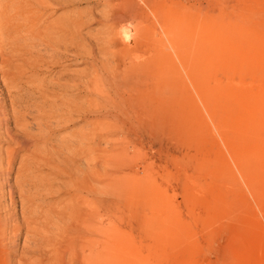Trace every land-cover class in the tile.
I'll return each mask as SVG.
<instances>
[{"label":"rangeland","instance_id":"1","mask_svg":"<svg viewBox=\"0 0 264 264\" xmlns=\"http://www.w3.org/2000/svg\"><path fill=\"white\" fill-rule=\"evenodd\" d=\"M72 1L43 10L37 0H0V264H75L69 212L80 222L92 215L93 264H264V0H152L159 16L172 14L183 33L208 42L195 77L185 50L174 54L137 1L139 28L150 27L142 45L163 40L174 78L161 80L154 122L118 125L98 142L104 153L125 150L121 169L143 189L94 190L91 211V190H72L64 173L83 144L76 134L89 127L83 114L60 118L74 98L69 111H85L86 94L59 88L89 73L103 7ZM68 19L82 22L83 53L54 32Z\"/></svg>","mask_w":264,"mask_h":264},{"label":"bare ground","instance_id":"2","mask_svg":"<svg viewBox=\"0 0 264 264\" xmlns=\"http://www.w3.org/2000/svg\"><path fill=\"white\" fill-rule=\"evenodd\" d=\"M37 1H39L38 6L43 10L57 5L60 6L66 2L69 4H74L75 2L74 0V2L72 1L73 3H70L71 0ZM84 1H90L96 6L103 7L101 14L93 17L94 23L100 26L102 32L98 39H95L96 53L91 51L87 58L89 73L86 75L82 74L81 83L76 82L73 86L60 85L59 90L64 93H76L77 95L80 93L86 94L81 100L85 105V111L82 112L79 109L69 111L73 106H78L75 103L76 98H74L63 105L65 115L60 116V118L63 119V122H67L68 113L83 114L85 116V124L89 127L87 133L76 134L83 144L79 147V154L74 151L70 152L71 157L67 161L68 163L72 162L71 167L73 169L68 172L64 171V173H66L72 183V190H91V193L87 196V209L91 211L94 207V190L143 189V181L141 179L121 169V160L125 150L121 147L111 146L110 151L104 153L105 151L99 150L98 142L111 140L116 135V132H121V130H118V125H138L150 121L154 122L158 112L156 104L159 98L161 80L165 78L163 76H166L167 80L174 78L173 55L168 54V51L167 53L165 52L168 49L164 50L165 48H162L163 40L161 45L156 40L150 46L142 45V42H146L144 37L146 38L147 33L150 32V27L143 24L145 28H139V20L142 19L145 11L137 1L146 5L148 13L153 16L157 25H162L169 42L168 45L171 44L169 46L170 48L172 47L174 54L178 50L180 52L182 50V53L179 52L181 55L184 52L183 50H185L187 53L186 55L184 52L187 56L186 61L192 65L190 69L193 75L196 72L204 74V68L208 64L206 57L209 44L201 37L195 39L188 29L183 33V30L179 28V25L173 19L172 14L168 13L166 16H159L160 13L155 8L156 6L154 7V1L152 0ZM145 16L149 18L147 13ZM66 21L54 24V26L58 27L54 32L64 34L62 38L64 43L60 44L66 45V47L69 45V48L74 46L80 53H83V48L75 41V37L82 27V22L77 19H68ZM126 22L135 24L134 29L130 27L131 25L129 26L132 30L131 32L119 26ZM118 26L122 30H118ZM33 28L34 26L32 27V33L38 32L39 28H36V26ZM193 35L196 36L197 34ZM45 38L49 39L50 37L45 36ZM146 43L149 44V42ZM181 56L184 58L183 55ZM139 111L142 113L140 114ZM60 112L62 113V110ZM69 146L70 148L74 147L72 144H69ZM60 154L61 151L57 150L52 155L58 157ZM84 155L87 161L80 168L78 166L80 164V156ZM97 159L102 162V164L100 163L101 169L95 168ZM112 160L116 164H113ZM77 172L83 173L82 176L77 178L75 175ZM76 196L77 194H72L71 199ZM69 216L73 218L71 219L70 234L72 238L75 236L77 242H80V245L76 244V247L79 248L74 247L76 250V252L74 250L76 253L75 257H77L76 261L75 259L74 261L77 263V259L81 256L88 264H93L100 255L97 254L96 247H94L92 215L86 216L81 222L78 220L77 214L74 216L73 214L70 215L69 212ZM70 240L72 241L71 238ZM108 263V260H102V264Z\"/></svg>","mask_w":264,"mask_h":264}]
</instances>
